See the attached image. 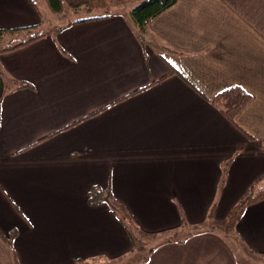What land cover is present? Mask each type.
<instances>
[{
  "label": "crops",
  "instance_id": "0c3cea01",
  "mask_svg": "<svg viewBox=\"0 0 264 264\" xmlns=\"http://www.w3.org/2000/svg\"><path fill=\"white\" fill-rule=\"evenodd\" d=\"M43 21L28 0H0V30L41 31ZM59 28L0 53V69L34 87L7 93L0 82V264L132 255L118 215L89 204L92 187L150 234L183 218L202 226L213 205L226 221L264 175V0H178L150 23L153 45L120 14ZM233 86L253 96L237 123L257 141L207 101ZM236 232L245 257L264 258V201ZM193 234L148 237L156 249L139 264H246L215 229Z\"/></svg>",
  "mask_w": 264,
  "mask_h": 264
},
{
  "label": "trees",
  "instance_id": "16d2710c",
  "mask_svg": "<svg viewBox=\"0 0 264 264\" xmlns=\"http://www.w3.org/2000/svg\"><path fill=\"white\" fill-rule=\"evenodd\" d=\"M31 6L40 14L39 8L37 6L36 0H28ZM50 12L54 15H63L68 9L74 11L86 10L88 12L103 11L110 8L112 4H115V0H45ZM178 0H144L137 7L132 9L131 18H132V27L136 30L138 34L139 41L145 45L146 43V33L150 26V23L158 18L163 13L172 9ZM117 14H108V15H98L94 17H89L85 19H80L74 22L69 23V26L90 22V21H99L103 19H108L116 17ZM68 27V26H67ZM35 27L15 29V30H0V38L9 35H23L24 31L27 33V38L25 41H21L15 45H11L7 48L0 50L1 54L10 53L26 47L39 39L44 38L46 35L44 33H39L38 30H33ZM66 28H57L58 32L65 30ZM38 32V33H36ZM150 35V34H149ZM144 37V39H143ZM0 82L4 86L5 92L19 91L23 89H34V87L28 82L17 81L9 77L4 71L0 69ZM207 101L213 105L220 113L233 125L239 128L241 131L245 132L237 123V119L240 114L248 107V105L253 101V96L244 90L240 86H233L231 88L225 89L219 92L212 98H207ZM246 133V132H245ZM247 134V133H246ZM248 138L252 141H257L253 136L247 134ZM264 148V145L262 146ZM224 183H222L223 186ZM264 201V175L251 185L246 195L230 210L226 221L223 223H217L214 220V210L215 205L212 206L208 222L204 225H211L213 227L222 226L228 231L232 232L231 235L233 238L238 241L240 236L236 232V226L244 215L246 209L252 205L261 203ZM108 204L112 211L118 215V219L123 224L126 229L128 236L134 245V249L138 252L145 250L147 244V238L155 235L145 232L140 228L136 222L134 216L126 208L124 204L114 198L110 190H103L100 187H92L89 192V204L92 206H97L100 204ZM203 226V225H202ZM199 227V226H198ZM191 227L185 218L182 219V224L177 228H172L166 231L160 232L155 236H162V244L166 243H183L188 240L190 237L194 236L193 233L199 232L200 228L196 230H191ZM214 229V228H213ZM216 230V229H215ZM15 239V234L11 236L8 243L13 247V241ZM154 250H151L149 255L141 259L139 264L143 261H146L151 253ZM260 256L264 257V254L260 253ZM17 264H20L17 261Z\"/></svg>",
  "mask_w": 264,
  "mask_h": 264
},
{
  "label": "rangeland",
  "instance_id": "374dc122",
  "mask_svg": "<svg viewBox=\"0 0 264 264\" xmlns=\"http://www.w3.org/2000/svg\"><path fill=\"white\" fill-rule=\"evenodd\" d=\"M141 0H131L130 3L126 4V5H122L123 2H119V4H112L110 6V8H108L107 10H103V11H95V12H88L86 10H80V11H74L71 9H68L63 15H54L50 12L47 3L45 0H36V2L38 3L39 6V10L40 12L43 14L44 17V21L42 24V29H40L41 31H39V33H48V31H50V29L52 28H59V27H64L66 25H68L71 22L80 20V19H84V18H89V17H94V16H98V15H108V14H120L125 16L128 21L131 23L132 22V18H131V11L132 9H134L135 7H137L140 3ZM117 6V7H115ZM125 6H128L127 8L124 9ZM118 10H117V9ZM132 24V23H131ZM38 33V32H36ZM27 33L24 31L23 35H9V36H3L0 38V50L3 48H7L11 45H15L21 41H25L27 38ZM147 39V43L153 45V42L156 40L157 38L154 35H149L146 36ZM162 43L163 41L160 40ZM158 42V41H157ZM217 223H223V222H217ZM196 228H200L197 231H204L207 229H216V231L220 232L225 238L228 239V241L230 242V244L232 245V248L235 250L238 258L240 259V261H242L243 263L246 264H264V258H258L256 257L253 253H251V251H249V253L246 254V257L244 255V249H242L241 243L236 241L233 236L231 235L232 232L228 231L227 229H225L222 226H209V225H203V226H199V227H193L191 228V230H196ZM155 244L152 240H150V242L147 241L145 250L143 251H136L134 249L133 254L130 255L127 258L121 259L119 260V262L117 264H136L138 263L141 259H143L145 256L147 257L150 253L151 250H155Z\"/></svg>",
  "mask_w": 264,
  "mask_h": 264
}]
</instances>
